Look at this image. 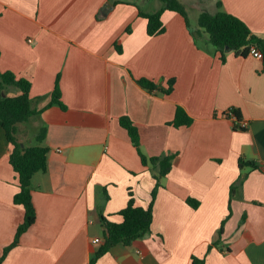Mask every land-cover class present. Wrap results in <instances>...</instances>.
<instances>
[{
	"label": "crops",
	"instance_id": "1",
	"mask_svg": "<svg viewBox=\"0 0 264 264\" xmlns=\"http://www.w3.org/2000/svg\"><path fill=\"white\" fill-rule=\"evenodd\" d=\"M179 1L198 24L205 1ZM209 1V13L221 2V11L264 39V0ZM161 7V0H0V71L31 82L33 108L41 111L17 125L16 138L49 149L46 172L31 181L37 220L2 264H90L104 243L101 216L122 223L130 193L137 207L149 206L156 181L121 126L124 117L138 128L146 157L176 158L157 194L152 233L113 246L94 264H192V257L264 264V60L233 52L223 60L208 35L174 11L162 15L165 32L149 36L140 11ZM58 76L65 109L46 108ZM140 79L158 89L143 88ZM178 106L191 126L170 124ZM230 109L240 111L246 129L225 116ZM12 148L0 126V258L25 215L14 204ZM239 160L258 168H241ZM240 177L243 188L230 202Z\"/></svg>",
	"mask_w": 264,
	"mask_h": 264
},
{
	"label": "trees",
	"instance_id": "2",
	"mask_svg": "<svg viewBox=\"0 0 264 264\" xmlns=\"http://www.w3.org/2000/svg\"><path fill=\"white\" fill-rule=\"evenodd\" d=\"M163 7L153 13H144L140 11V16L147 19V34L151 37L161 35L165 32V27L162 22V15L165 11H174L182 15L187 25L189 18L184 6L179 0H161ZM221 2L217 3V13L211 14L203 12L198 20V26L205 34L208 35L209 43L219 52L222 53V59L225 60V55L228 52H233L236 56L243 58L250 55L253 47L257 48L263 54L264 60V39L256 35L241 19L221 11ZM200 30L193 31L192 34L200 35ZM127 33H131V29H127ZM122 52L121 48H118ZM138 84L145 89L154 91L158 86L147 79L138 80ZM11 86L18 89L21 94L18 96H9L6 87ZM174 80L169 81V88L164 91L169 95L173 91ZM31 82L25 79H17L10 72L0 71V126L6 134V138L11 144L12 152L10 154V164L18 176L19 192L14 197V204L20 205L25 210L24 220L18 226L13 242L4 249L0 258V264L4 262L8 253L17 247L22 236L35 224L37 213L33 203V188L32 178L36 173L46 172L47 170V155L49 149L40 145L28 147L20 143L16 138L17 125L28 122L32 117L39 116L41 111L33 108L32 98L30 96ZM60 76L57 77L55 88L52 94V101L46 108L53 105H59L65 109V106L60 102ZM237 121L241 120V113L237 109H232ZM121 126L125 128L131 138L133 146L141 158L143 166L148 167L156 181L152 191V200L147 208L137 207L133 194L130 193V199L125 209L119 215L122 216L123 222L120 224L108 221L104 216H101V221L104 226V243L97 251L95 259L90 264H94L98 258L106 254L113 246L123 244L130 246L133 242L141 240L152 233L151 227L153 223V208L157 198L159 188L162 186V180L170 173L173 162L176 158L175 154L165 153L161 156L146 157L141 151L140 134L138 128L127 117L120 120ZM175 128L183 126H191L193 119L189 117L186 111L178 106L173 122L170 123ZM242 129V128H241ZM243 130V129H242ZM47 135V129L41 128L36 135V141L42 143ZM249 166L257 169L254 162L239 160V167ZM244 177H240L231 185L230 202L234 194L243 188ZM187 202L193 207L198 208L199 202L188 199ZM223 221L219 229V236L223 234ZM217 243H215L216 245ZM192 264H205L204 259L192 257Z\"/></svg>",
	"mask_w": 264,
	"mask_h": 264
},
{
	"label": "built area",
	"instance_id": "3",
	"mask_svg": "<svg viewBox=\"0 0 264 264\" xmlns=\"http://www.w3.org/2000/svg\"><path fill=\"white\" fill-rule=\"evenodd\" d=\"M250 54H251L252 56H254L255 58H257V59H261V60L263 59V54L261 53L260 50H258V49L255 48V47H253V48L251 49ZM225 116H226V117H230V118L235 119V121L237 122V125H238L240 128H242V129H246L247 126H248L247 123H245V122L237 121V119L235 118V115H234L232 109H230L229 111H227V113L225 114ZM59 152H61V150H59ZM100 242H101L100 239H95V240L93 241V243H95V244L100 243Z\"/></svg>",
	"mask_w": 264,
	"mask_h": 264
},
{
	"label": "rangeland",
	"instance_id": "4",
	"mask_svg": "<svg viewBox=\"0 0 264 264\" xmlns=\"http://www.w3.org/2000/svg\"><path fill=\"white\" fill-rule=\"evenodd\" d=\"M154 1H156V0H154ZM204 1H205V2H204V3H205V10H206L207 12H212V11H211V8H212V10L214 9V5H213V3H212L211 1H209V0H204ZM152 2H153V0H152ZM189 21H190V23H191L192 28H193L194 30H196V29L198 28V24L195 22L193 16L189 18Z\"/></svg>",
	"mask_w": 264,
	"mask_h": 264
},
{
	"label": "water",
	"instance_id": "5",
	"mask_svg": "<svg viewBox=\"0 0 264 264\" xmlns=\"http://www.w3.org/2000/svg\"><path fill=\"white\" fill-rule=\"evenodd\" d=\"M107 6H108V7H110V8H112V7H113L111 4H108ZM107 10H108V9H107Z\"/></svg>",
	"mask_w": 264,
	"mask_h": 264
}]
</instances>
